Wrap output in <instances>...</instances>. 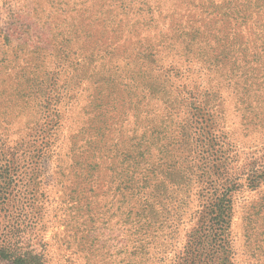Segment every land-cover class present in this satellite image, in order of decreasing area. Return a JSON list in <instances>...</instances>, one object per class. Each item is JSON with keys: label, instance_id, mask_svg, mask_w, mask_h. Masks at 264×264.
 Segmentation results:
<instances>
[{"label": "rangeland", "instance_id": "374dc122", "mask_svg": "<svg viewBox=\"0 0 264 264\" xmlns=\"http://www.w3.org/2000/svg\"><path fill=\"white\" fill-rule=\"evenodd\" d=\"M247 1L0 0V248L184 264L199 232L200 264H264V5Z\"/></svg>", "mask_w": 264, "mask_h": 264}, {"label": "trees", "instance_id": "16d2710c", "mask_svg": "<svg viewBox=\"0 0 264 264\" xmlns=\"http://www.w3.org/2000/svg\"><path fill=\"white\" fill-rule=\"evenodd\" d=\"M247 3H249L250 5H254L255 7L261 8V5H264V0H248ZM91 144H94V142H91ZM83 165H85L83 162L76 161V166L78 168L79 166L81 167ZM198 235H199V232L194 233L193 236H191V239L190 237L188 239V243H187L188 251L185 256L184 264H200L201 263V260H198L197 258L198 251L200 250L199 244L196 241V237ZM34 251L29 250L23 254H15L14 251H10L8 248L6 249V247H3V248H0V260H9L13 264H45L43 262L42 256L38 254L36 251L35 252Z\"/></svg>", "mask_w": 264, "mask_h": 264}]
</instances>
